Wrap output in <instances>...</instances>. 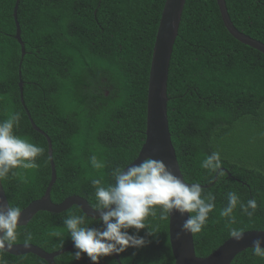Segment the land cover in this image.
<instances>
[{
  "label": "trees",
  "instance_id": "obj_1",
  "mask_svg": "<svg viewBox=\"0 0 264 264\" xmlns=\"http://www.w3.org/2000/svg\"><path fill=\"white\" fill-rule=\"evenodd\" d=\"M164 1L19 0L21 58L13 37L15 0H0V120L21 113L15 134L44 149L38 168L17 169L1 181L9 205L22 209L40 198L50 179L47 143L20 104L19 81L31 119L51 140L52 202L79 195L91 206V180L111 183L112 169L137 156L145 140L148 72ZM225 3L234 26L264 43V0ZM167 96L169 131L183 179L201 183L216 198L207 225L192 234L196 255L207 256L229 238L226 218L219 214L229 191L258 202L252 221L237 208L233 227L264 230V55L228 33L215 0L185 1L169 61ZM214 151L220 153L223 176L200 167ZM92 155L104 160V169L90 166ZM73 212L81 210L73 205L60 213L38 211L18 226L15 243H25L31 233L29 243L47 252L72 244L62 221ZM158 216L148 217L147 228L139 231L148 241L145 246L128 248L117 255L119 262L112 255L99 264H175L168 220ZM87 219L91 227H100L94 218ZM73 251L56 256L55 263L91 264L86 254L72 260ZM3 259L6 264H47L32 253L5 252ZM230 264H264V259L247 248Z\"/></svg>",
  "mask_w": 264,
  "mask_h": 264
},
{
  "label": "clouds",
  "instance_id": "obj_2",
  "mask_svg": "<svg viewBox=\"0 0 264 264\" xmlns=\"http://www.w3.org/2000/svg\"><path fill=\"white\" fill-rule=\"evenodd\" d=\"M22 114L14 112L0 120V181L10 175L15 176L17 169H36V160L44 149L30 139L15 134L20 126ZM90 166L95 170L105 168L102 158L92 155ZM200 167L209 175L223 176L219 152H212L201 162ZM111 183H104L101 178L91 180L95 203L91 210L98 214L94 223L100 227H91L87 214L73 212L63 219L74 251L72 260L79 261L86 254L91 264H99L101 258L119 255L128 248L139 249L148 241L139 235L147 228L148 217L160 220L170 219L173 211L182 217L187 213L177 239L182 233L198 234L209 221V214L215 209V195L199 182L188 183L181 176L175 175L163 160L144 158L138 164L127 167L117 166L111 171ZM227 203L220 209V216L226 218L228 236L240 242L245 230L233 227L237 224L234 215L237 208L240 213L252 221L258 202L255 197L241 200L235 191L226 194ZM79 211V210H78ZM21 209L18 206L0 203V264H6L3 254L12 249L18 239V221ZM92 225V224H91ZM134 229V232H129ZM264 232V230H261ZM149 234H152L149 232ZM52 235H58L53 233ZM31 233L25 237V246L31 241ZM64 241L60 246L63 247ZM264 238L252 241V255L264 259Z\"/></svg>",
  "mask_w": 264,
  "mask_h": 264
},
{
  "label": "water",
  "instance_id": "obj_3",
  "mask_svg": "<svg viewBox=\"0 0 264 264\" xmlns=\"http://www.w3.org/2000/svg\"><path fill=\"white\" fill-rule=\"evenodd\" d=\"M186 0H165L151 52L147 94H146V118H145V140L137 156L125 167L135 163H140L144 158L151 157L163 162L177 175L182 176L174 146L171 141L167 118V79L168 67L173 44L177 37L178 27L181 20V14ZM221 20L228 33L237 41L247 45L264 55V43L238 30L230 20L225 0H215ZM19 0H15L12 18L15 26L14 39L20 46L21 58L24 55V44L20 38V29L17 21L16 11ZM21 60L19 62V65ZM20 75V71H19ZM19 101L22 105L29 123L33 130L40 133L47 143V155L49 158L50 179L40 198L29 202L21 209L18 226L25 225L38 211H47L50 213H60L71 206H77L81 211L87 214L89 218H98V214L91 210L88 201L79 195H69L61 202L54 203L50 199V190L56 180L54 161L52 158L51 140L31 119L30 114L24 104L22 93V81L18 82ZM0 203L9 205L5 196L4 189L0 181ZM187 219V213L182 217L178 212L173 211L168 219V238L172 256L175 264H230L233 258L241 251L251 248L252 241L257 238H264V232L261 230H245L243 239L236 242L230 237L220 244L214 251L204 257L197 256L194 250L193 235L182 233L177 239V233L180 232L184 220ZM264 246V245H262ZM73 248V243L56 251L47 252L41 247L28 243H15L7 253L11 255H22L32 253L43 259L47 264H56L54 258ZM116 260L119 262L117 255Z\"/></svg>",
  "mask_w": 264,
  "mask_h": 264
}]
</instances>
